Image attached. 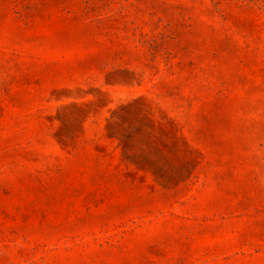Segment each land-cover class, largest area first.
<instances>
[{
    "label": "rangeland",
    "instance_id": "1",
    "mask_svg": "<svg viewBox=\"0 0 264 264\" xmlns=\"http://www.w3.org/2000/svg\"><path fill=\"white\" fill-rule=\"evenodd\" d=\"M0 264H264V0H0Z\"/></svg>",
    "mask_w": 264,
    "mask_h": 264
}]
</instances>
